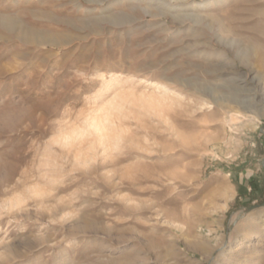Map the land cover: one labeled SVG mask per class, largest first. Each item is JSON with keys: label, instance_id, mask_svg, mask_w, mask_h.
Masks as SVG:
<instances>
[{"label": "rangeland", "instance_id": "1", "mask_svg": "<svg viewBox=\"0 0 264 264\" xmlns=\"http://www.w3.org/2000/svg\"><path fill=\"white\" fill-rule=\"evenodd\" d=\"M0 264H264V0H0Z\"/></svg>", "mask_w": 264, "mask_h": 264}, {"label": "bare ground", "instance_id": "2", "mask_svg": "<svg viewBox=\"0 0 264 264\" xmlns=\"http://www.w3.org/2000/svg\"><path fill=\"white\" fill-rule=\"evenodd\" d=\"M161 86V85H160ZM158 88V86H156V89ZM160 88V87H159ZM162 88H163V93L162 94H165V92H167V89L165 88V85H162ZM162 88H160V89H162ZM155 89V88H154ZM161 93V92H160ZM142 96H143V94H142ZM158 97V96H157ZM158 99H160V98H156V97H154L153 95H151V96H147V100L149 101V102H154V101H156V102H158ZM113 104H115L116 105V108H120L121 106L119 105V103L118 102H113ZM111 106V105H110ZM120 106V107H119ZM112 110V109H111ZM98 111V110H97ZM93 121H92V126H93V128H95V130H97L98 131V129L101 127L100 126V121L98 122L96 119H92ZM114 123V122H113ZM116 124H117V122H116Z\"/></svg>", "mask_w": 264, "mask_h": 264}, {"label": "water", "instance_id": "3", "mask_svg": "<svg viewBox=\"0 0 264 264\" xmlns=\"http://www.w3.org/2000/svg\"><path fill=\"white\" fill-rule=\"evenodd\" d=\"M247 209H249V208H247Z\"/></svg>", "mask_w": 264, "mask_h": 264}]
</instances>
